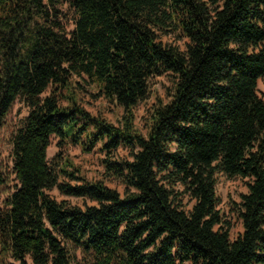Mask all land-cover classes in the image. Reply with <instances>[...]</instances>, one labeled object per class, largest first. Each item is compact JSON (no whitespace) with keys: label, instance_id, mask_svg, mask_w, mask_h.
<instances>
[{"label":"trees","instance_id":"trees-1","mask_svg":"<svg viewBox=\"0 0 264 264\" xmlns=\"http://www.w3.org/2000/svg\"><path fill=\"white\" fill-rule=\"evenodd\" d=\"M75 13L67 33L61 6ZM180 31L185 51L160 39ZM170 74L144 133L136 106ZM264 0H0L1 130L18 98L30 111L13 134L17 185L0 206V246L18 264H264ZM82 81L121 108L89 111ZM60 145L98 151L89 180ZM128 156L117 157L119 148ZM220 174L247 191L242 231L219 208ZM0 171V188L5 184ZM89 199L70 204L48 190Z\"/></svg>","mask_w":264,"mask_h":264},{"label":"rangeland","instance_id":"rangeland-1","mask_svg":"<svg viewBox=\"0 0 264 264\" xmlns=\"http://www.w3.org/2000/svg\"><path fill=\"white\" fill-rule=\"evenodd\" d=\"M62 13L58 20L65 26L67 33L74 27L75 13L68 5L61 6ZM160 39L166 44H172L182 51L186 49L187 38L180 31L173 30L160 34ZM84 89H81L83 103L85 107L94 114H101L113 122L118 121L121 117L122 109L110 104L103 97L95 96L98 93V88L86 81H82ZM173 85V77L165 73L151 79V96L141 101L135 108L137 126L144 132H147L146 120L150 114V110L156 103L157 95L167 99V93ZM259 91L264 96V78L259 81ZM30 111L23 98H18L9 112L3 128L1 130L2 146L0 149V171L5 175V184L0 188V206L4 204L7 196L14 190L17 185L16 175L13 171V144L12 138L16 130L22 125ZM57 136H53L51 144L48 148V159L50 164H54L55 157L58 153L69 154L76 165L82 169L89 180H104L110 187L116 188L121 193L125 192V185L116 178L109 177L105 174V167L101 162L104 155L98 151L92 153H83L79 146L69 145L63 148ZM128 150L121 147L116 151L117 157L128 156ZM247 191L244 181L239 177H229L226 174H220L217 182V195L219 200V208L222 211L224 218L231 224V237L235 238L242 231V223L236 213L235 203L241 201V193ZM48 193L59 201H66L70 204L85 206L93 204L89 199L67 195L62 193L57 187L48 190ZM0 264H18L12 257L6 256L1 251L0 246ZM75 264H92L89 258L84 257L81 251H78L75 257Z\"/></svg>","mask_w":264,"mask_h":264}]
</instances>
